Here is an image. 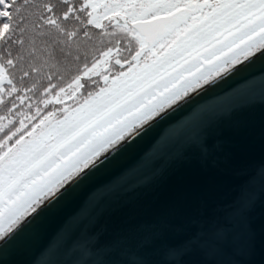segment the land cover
I'll use <instances>...</instances> for the list:
<instances>
[{"label":"snow or ice","instance_id":"1","mask_svg":"<svg viewBox=\"0 0 264 264\" xmlns=\"http://www.w3.org/2000/svg\"><path fill=\"white\" fill-rule=\"evenodd\" d=\"M261 60L264 0H0V247L112 169L89 206L151 183L208 98Z\"/></svg>","mask_w":264,"mask_h":264},{"label":"water","instance_id":"2","mask_svg":"<svg viewBox=\"0 0 264 264\" xmlns=\"http://www.w3.org/2000/svg\"><path fill=\"white\" fill-rule=\"evenodd\" d=\"M208 101L153 161L151 183L131 177L89 206L116 169L97 176L0 247V264H264V60ZM158 133L117 167H135Z\"/></svg>","mask_w":264,"mask_h":264}]
</instances>
